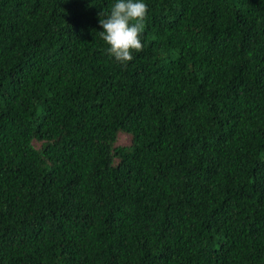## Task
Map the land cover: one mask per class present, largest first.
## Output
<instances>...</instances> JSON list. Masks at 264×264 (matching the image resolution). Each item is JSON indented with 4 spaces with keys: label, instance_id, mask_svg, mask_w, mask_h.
Listing matches in <instances>:
<instances>
[{
    "label": "trees",
    "instance_id": "16d2710c",
    "mask_svg": "<svg viewBox=\"0 0 264 264\" xmlns=\"http://www.w3.org/2000/svg\"><path fill=\"white\" fill-rule=\"evenodd\" d=\"M116 2L0 0V264H264V0Z\"/></svg>",
    "mask_w": 264,
    "mask_h": 264
},
{
    "label": "clouds",
    "instance_id": "9594fccd",
    "mask_svg": "<svg viewBox=\"0 0 264 264\" xmlns=\"http://www.w3.org/2000/svg\"><path fill=\"white\" fill-rule=\"evenodd\" d=\"M147 18L148 5L143 0H117L110 13L99 19L103 29L99 36L108 45L107 54L120 65L127 66L134 53L143 51L141 37Z\"/></svg>",
    "mask_w": 264,
    "mask_h": 264
},
{
    "label": "rangeland",
    "instance_id": "374dc122",
    "mask_svg": "<svg viewBox=\"0 0 264 264\" xmlns=\"http://www.w3.org/2000/svg\"><path fill=\"white\" fill-rule=\"evenodd\" d=\"M128 143V137L124 133L117 134L116 144L125 145Z\"/></svg>",
    "mask_w": 264,
    "mask_h": 264
}]
</instances>
